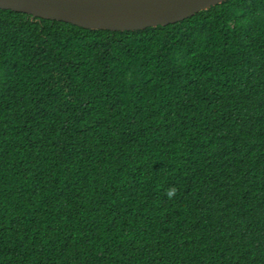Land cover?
<instances>
[{"label": "trees", "instance_id": "trees-1", "mask_svg": "<svg viewBox=\"0 0 264 264\" xmlns=\"http://www.w3.org/2000/svg\"><path fill=\"white\" fill-rule=\"evenodd\" d=\"M0 264H264V0L130 32L0 10Z\"/></svg>", "mask_w": 264, "mask_h": 264}, {"label": "water", "instance_id": "water-1", "mask_svg": "<svg viewBox=\"0 0 264 264\" xmlns=\"http://www.w3.org/2000/svg\"><path fill=\"white\" fill-rule=\"evenodd\" d=\"M226 0H0V10L89 30L130 32L167 26Z\"/></svg>", "mask_w": 264, "mask_h": 264}, {"label": "clouds", "instance_id": "clouds-1", "mask_svg": "<svg viewBox=\"0 0 264 264\" xmlns=\"http://www.w3.org/2000/svg\"><path fill=\"white\" fill-rule=\"evenodd\" d=\"M177 191L178 189L175 186H171L166 190L165 194L169 199H172L176 195Z\"/></svg>", "mask_w": 264, "mask_h": 264}]
</instances>
